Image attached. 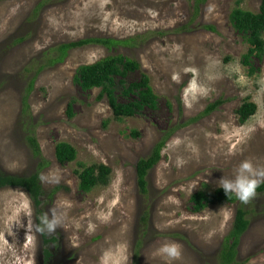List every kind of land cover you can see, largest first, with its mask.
<instances>
[{
	"label": "rangeland",
	"instance_id": "374dc122",
	"mask_svg": "<svg viewBox=\"0 0 264 264\" xmlns=\"http://www.w3.org/2000/svg\"><path fill=\"white\" fill-rule=\"evenodd\" d=\"M237 3L256 11L259 0H203L196 8L193 0H0V170L19 176L39 170L42 188L41 227L23 189L0 188V264H41L44 247L49 264H109L105 254L118 252L119 264H218L240 202L196 212L189 197L218 187L241 161L264 169V54L251 60V70L242 65L248 45L229 19ZM90 37L129 41L64 55L56 49ZM114 53L138 63L125 83L139 71L148 75L154 109L115 120L99 88L82 90L74 81L79 65ZM114 84L124 101L117 78ZM245 99L256 110L241 123L236 109ZM29 132L42 160L26 144ZM163 137L141 195L135 164ZM59 141L74 147L73 161L55 160ZM91 163L109 166V182L83 192L74 170ZM243 205L249 224L237 260L264 264V194ZM53 216L60 223L48 232L41 220ZM41 232L55 240L43 244ZM172 243L177 255L158 251Z\"/></svg>",
	"mask_w": 264,
	"mask_h": 264
},
{
	"label": "trees",
	"instance_id": "16d2710c",
	"mask_svg": "<svg viewBox=\"0 0 264 264\" xmlns=\"http://www.w3.org/2000/svg\"><path fill=\"white\" fill-rule=\"evenodd\" d=\"M203 0H193V6L196 8ZM229 19L233 28L244 35L248 45L246 52L241 57L242 65L251 70L253 58L259 60L264 54V0H259L256 11L242 9L238 3L231 9ZM129 40H117L113 38H83L75 41L61 43L57 46L59 55H64L67 50L80 47L87 44H99L106 48H112L119 44L127 43ZM139 69L138 63L120 53L108 54L92 63L82 64L76 68L74 81L82 90L99 88L98 98L104 97L110 108L111 116L115 120L125 117H133L143 108L154 109L157 106V95L154 93L149 77L146 73L139 71L138 79L129 83H125V76ZM121 86V95L125 98L119 102L115 95V79ZM31 86V85H30ZM27 96L24 95L22 102L26 103ZM216 101L209 105L206 112L215 108ZM256 110L254 102L247 99L237 107L236 114L238 121L245 122ZM67 113L71 116L70 106ZM133 137L139 135L138 131L132 129L129 133ZM26 144L31 154L42 160L39 144L32 132L26 134ZM165 138L158 140L149 154L137 160L135 164V178L138 191L141 195L147 192L146 175L148 171L159 161L161 150L164 147ZM76 157L74 147L64 141L56 142L54 145V158L64 164L71 162ZM42 164H39L40 169ZM109 166L103 163L79 164L74 170L77 177V187L83 192H88L96 186H105L109 182L110 177ZM18 187L23 189L30 197L35 208L36 222L39 227L41 219V199L42 188L39 181V170L26 176L7 174L0 170V188ZM255 194H264V180L261 181L256 188ZM194 211H200L209 205L230 204L237 202L234 196H226L223 190L216 187L212 190L199 188L189 197ZM247 209L241 203L236 206L231 227L227 234L223 237L220 248L217 253L218 264H241L237 260V247L240 236L247 229L249 221L247 218ZM37 226V227H38ZM43 244L53 242L54 237H46L41 232ZM50 251L44 247L41 250V264H49Z\"/></svg>",
	"mask_w": 264,
	"mask_h": 264
},
{
	"label": "clouds",
	"instance_id": "9594fccd",
	"mask_svg": "<svg viewBox=\"0 0 264 264\" xmlns=\"http://www.w3.org/2000/svg\"><path fill=\"white\" fill-rule=\"evenodd\" d=\"M262 179H264V169L254 168L250 161L244 160L235 168L230 178H220L217 181V186L223 190L226 196L232 195L240 203L247 204L255 196L256 188ZM59 223L60 221L55 216L51 219L44 217L41 220V224L48 232L53 231ZM158 251L169 257H173L178 253L177 246L174 243L165 244ZM105 260L109 264H119V261L123 260V256L118 252L114 258L112 253H106Z\"/></svg>",
	"mask_w": 264,
	"mask_h": 264
}]
</instances>
